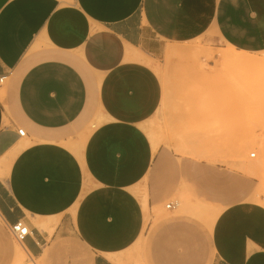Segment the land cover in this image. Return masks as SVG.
Segmentation results:
<instances>
[{
  "label": "crops",
  "instance_id": "1",
  "mask_svg": "<svg viewBox=\"0 0 264 264\" xmlns=\"http://www.w3.org/2000/svg\"><path fill=\"white\" fill-rule=\"evenodd\" d=\"M196 39L263 52L264 0H0V264H134L145 245L146 264H194L166 205L210 208L231 178L242 198L241 179L151 140L162 84L126 56ZM222 206L210 264H264V206Z\"/></svg>",
  "mask_w": 264,
  "mask_h": 264
},
{
  "label": "rangeland",
  "instance_id": "2",
  "mask_svg": "<svg viewBox=\"0 0 264 264\" xmlns=\"http://www.w3.org/2000/svg\"><path fill=\"white\" fill-rule=\"evenodd\" d=\"M228 49L220 41L196 39L165 42L155 56H147L163 89L161 105L146 126L151 140L180 158L224 168L241 179L242 198L234 193L231 178L227 194L235 197L210 199L217 204L203 209L199 199L181 195L173 199L177 205L171 216H161L186 220L172 249L183 258L192 250L194 264H210V221L222 205L251 201L256 194L264 201V165L257 168L264 143V70L257 77L221 63L218 52ZM248 54L264 64V51ZM187 239L192 247H186ZM149 252L148 245L138 247L134 264H146Z\"/></svg>",
  "mask_w": 264,
  "mask_h": 264
},
{
  "label": "bare ground",
  "instance_id": "3",
  "mask_svg": "<svg viewBox=\"0 0 264 264\" xmlns=\"http://www.w3.org/2000/svg\"><path fill=\"white\" fill-rule=\"evenodd\" d=\"M218 55H219V59L221 63L240 69L241 70L240 73H243L245 71H251V72H255L257 77H260L261 72L264 70L263 62H261L260 60L256 59L253 56H250L248 53L236 51L232 47H229L228 50L219 51ZM126 57L130 60L140 61L148 65H150L151 63V60L147 56H145L142 52L138 50H134V49L127 51ZM0 96L2 97V93H0ZM251 156L253 157L254 154H251ZM263 156H264V143H261L260 144V157L257 162V168L264 165V163L261 162ZM251 201L264 206V201L260 200V197L258 196V194L252 196ZM217 215L213 217L210 222L214 223ZM17 253L19 254L20 257L23 256L19 248L17 249Z\"/></svg>",
  "mask_w": 264,
  "mask_h": 264
},
{
  "label": "built area",
  "instance_id": "4",
  "mask_svg": "<svg viewBox=\"0 0 264 264\" xmlns=\"http://www.w3.org/2000/svg\"><path fill=\"white\" fill-rule=\"evenodd\" d=\"M5 78L4 77H0V86H2L4 84ZM18 134L20 136L24 135V131L21 129L18 131ZM176 207V203H169L166 205L167 209H175ZM9 232L12 235V237L14 238V240L18 243H21L26 236L28 235L29 231H28V227L22 223V222H17L13 225H11L9 227Z\"/></svg>",
  "mask_w": 264,
  "mask_h": 264
}]
</instances>
